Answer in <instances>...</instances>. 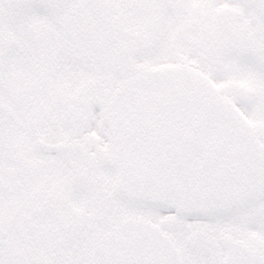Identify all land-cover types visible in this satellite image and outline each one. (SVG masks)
Returning a JSON list of instances; mask_svg holds the SVG:
<instances>
[{
	"label": "snow or ice",
	"instance_id": "obj_1",
	"mask_svg": "<svg viewBox=\"0 0 264 264\" xmlns=\"http://www.w3.org/2000/svg\"><path fill=\"white\" fill-rule=\"evenodd\" d=\"M0 264H264V0H0Z\"/></svg>",
	"mask_w": 264,
	"mask_h": 264
}]
</instances>
